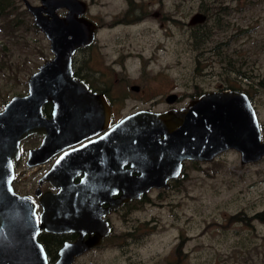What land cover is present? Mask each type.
I'll list each match as a JSON object with an SVG mask.
<instances>
[{
	"label": "rangeland",
	"instance_id": "1",
	"mask_svg": "<svg viewBox=\"0 0 264 264\" xmlns=\"http://www.w3.org/2000/svg\"><path fill=\"white\" fill-rule=\"evenodd\" d=\"M134 1L144 20L107 30L105 24L122 14L126 1L92 0L97 29L89 66L104 80L113 104L111 120L148 109L152 100L169 92L183 105L191 95L225 88L229 82L247 92L263 135L264 0ZM199 5L210 8L206 21L184 24ZM219 6L226 9L218 11ZM152 12H157L155 17ZM164 12L174 21L162 18ZM202 32L209 36L196 41L194 36ZM50 57L46 38L31 26L0 31V109L11 96L24 94L26 77ZM134 84L140 91L130 90ZM118 95L126 97L118 100ZM147 196L151 202L142 208L114 215L103 247L113 250H100L85 261L166 264L180 257L177 264H264V222L253 217L264 211V156L240 164L239 154L229 149L210 162H187L184 174L167 190H152ZM236 213L246 219L233 221ZM146 220L149 225L143 224ZM133 228L134 236L123 235Z\"/></svg>",
	"mask_w": 264,
	"mask_h": 264
},
{
	"label": "water",
	"instance_id": "2",
	"mask_svg": "<svg viewBox=\"0 0 264 264\" xmlns=\"http://www.w3.org/2000/svg\"><path fill=\"white\" fill-rule=\"evenodd\" d=\"M40 3V11L30 6L29 11L33 24L48 42L51 57L26 77V93L11 96L0 109V264L17 259L18 264H47L36 239L40 229L68 232L99 224L94 238L63 245L54 264H71L74 256L109 232L107 223L100 222L101 215L149 189H168L169 180L179 175L182 161L210 162L229 149L239 154L240 164L264 156V134L253 104L242 91H207L180 108L162 112L139 109L121 117L89 143L58 156L43 176L58 191L40 195L38 223L34 203L16 194L10 185L11 160L18 155L19 142L31 134H42L40 144L28 152L32 160L40 157L42 163L58 151L96 135L111 119L104 97L72 76L75 50L90 45L95 38L96 25L78 17L85 10L84 2ZM61 7L67 12L58 17L55 10ZM204 18L195 13L189 25ZM130 89L137 91L138 87L132 85ZM175 97L169 94L166 101L172 103ZM45 102L52 104L49 119L41 113ZM96 148L100 158L94 169L90 162ZM80 163L84 176L73 183L76 172H71L72 168ZM99 201L108 206L102 209Z\"/></svg>",
	"mask_w": 264,
	"mask_h": 264
},
{
	"label": "flooded vegetation",
	"instance_id": "3",
	"mask_svg": "<svg viewBox=\"0 0 264 264\" xmlns=\"http://www.w3.org/2000/svg\"><path fill=\"white\" fill-rule=\"evenodd\" d=\"M79 1L84 2L85 10L82 14L78 15V17H84L85 19L94 23V21L92 19L91 12H90L91 6H92V0H79ZM125 1H126V4H125V8L122 10V14L113 20L111 19L109 22H107L105 24V28L107 30H109L111 28H115L117 26L125 27L127 25L126 27H130V25L136 24V23L144 20L145 14H142L141 11L139 10V4L138 3L134 0H125ZM158 4L163 5L162 0H158ZM40 5H41L40 0H0V31H4V32H7V31L13 32L14 30L26 31L29 29V26H31V28L40 32V30L33 24V22H32L33 16L31 14V12L29 11V6L35 7L38 9V11H40ZM199 6L200 7L197 9V11L193 12L192 15L195 13L203 14L205 18L201 23H195V24L189 25V19L192 15L187 20V23H184V21H181V23L187 24L189 26H195L198 24L202 25L207 19V14L209 13L210 8H209V6H206V5H204V6L199 5ZM220 7H223V6H219L218 11L219 10L223 11L226 9L225 7L224 8H220ZM43 8H45V7H43ZM66 12H67V9L64 7H61V8H58L55 10V13L58 17L64 16ZM152 14L155 17L157 12H152ZM42 15H46V13L42 12ZM162 18H164L166 21H168V20L174 21V19L171 18L166 12H164V14L162 15ZM216 19L218 20V18H216ZM162 24H163V22L160 21L159 25L161 26ZM218 28H219V25H218ZM96 29H97V25H96ZM96 29H95V35H96ZM209 29H210V27H209ZM92 43L90 45H87V46L79 47L78 49L75 50L74 54L71 57L72 76H74L78 80H81L82 82H84L86 84V86L88 87V89H90V91L102 95L104 97L105 101L110 106V111H111L113 104H111V99H110V96L107 92V88L105 87L104 80L102 78L98 77L96 75L97 71L94 70L91 66H89L90 61L92 60V52H91ZM217 47L218 46H214L212 48V51L216 52V55H219V52L217 51ZM98 75L100 76L101 74H98ZM130 86H132V85H130ZM130 86H129V88H130ZM135 86L138 87V90L137 91L132 90V91L133 92L140 91L139 86L138 85H135ZM228 87L229 86H227V88H218L215 90L229 89ZM231 90H233V89H231ZM207 91H212V90H207ZM207 91H201V92L195 93V95H193V96L191 95L190 96L191 98L187 102H189L190 100L198 97L200 94L207 92ZM25 93H26V89H25L24 94ZM169 94H175V93L169 92V93L165 94L162 97V99L159 101L152 100L150 102L151 105H150V107H148V110L153 109L152 111L162 112V111H165V110H168L171 108H180L187 103V102H185L183 105H179V96L177 94H175L176 97H175L174 101L172 103H168L166 101V96H168ZM20 95H23V94H20ZM125 97L126 96L118 95L116 98L118 100H121V99L124 100ZM113 99H115V96ZM249 99H250V97H249ZM6 101H4V103ZM4 103H3V105H4ZM41 113H42V116L46 119H49L51 117V113H52L51 102H45L42 105ZM256 116H257V114H256ZM114 122H116V121H113L110 119V123L108 125H104L103 129L100 132H98L96 135L84 138L80 142L58 151L57 153H55L54 155H51L47 160H45L42 163H40V157H37V159H36L37 161H34V160H32V158L29 157V153H28L29 150L36 148L40 144V142L43 138L42 134H31L19 142L18 155H17L16 159L11 160L13 174H12V179H11L10 185H11L12 190L16 194L27 196L34 203L35 213L37 214L38 223H39V219H40V214L42 213V206L40 204V195L43 192H53L54 193V192L58 191V188L53 187L48 180L43 178L45 173L53 165L54 161L58 158V156L62 152L66 151V150H71V149L80 147L82 145H85V144L89 143L90 141H92L94 138L100 136ZM91 156L93 157V160H92V162H90V165H93L94 169H95L96 168L95 164L97 163V160L100 158L99 157V149H97V148L94 149V156L93 155H91ZM191 161L196 162L197 164L202 163L201 161H195V160H184V161H182L180 173L176 178L169 180V182H168L169 187L171 186V183L174 180L178 179L179 176L184 174L185 164L187 162L191 163ZM82 164L83 163L77 164V166L74 165L72 168L71 172H76L75 175L72 177L73 183H78L82 179V177L84 176V172L82 171L81 168H79ZM123 167L125 168L127 166H123ZM64 170L67 171V169H64ZM152 190H167V189H162V188L161 189H155V188L149 189L146 193L140 195L139 198L126 201L123 204L119 205L116 209L111 210V211L106 212L103 215H101V221L100 222H106L107 223V225L109 227V232L107 233V235L101 237V239L99 240L98 243L90 246L89 248L83 250L78 255L74 256L72 261H71V264H92L95 261V259L90 258L88 261H85V258L87 256L88 257L93 256L94 254L99 255L98 251H100V250H103V251L113 250V249L103 248V247H104L105 241L111 235L110 233L112 231V222H113L114 215H117V217H119L121 215V217H122V216H125V214L129 213L132 209L142 208V206L146 202L147 203L151 202L150 200H148L147 194ZM118 194L119 193L114 194V195H112V197H117ZM90 203L91 202H89V204ZM98 204L100 205V207L102 209H104L108 206V203H101L100 201ZM78 213L82 214L83 212H78ZM90 214H93V212H90ZM84 215L87 216V214H85V213H84ZM80 218H83V217H80ZM143 224L149 225V222H147V220H146ZM136 229L137 228L127 230V233H124L123 235H129L130 237L134 236L135 232H132V231L136 230ZM99 230H100L99 224H97L95 226H85V227L82 226V227L78 228V231H68V232H52V231L40 229L36 239L40 243V246L44 252V255L46 257V263L47 264H54L58 260L59 251L61 250V248L63 247V245L65 243H73L77 239H81L82 241L92 239L96 236V233ZM117 251H121V256L124 253V251L122 249H118ZM176 255L179 256V253H176ZM178 258H180V257H178ZM178 258L174 263L168 262L166 264H177L179 261ZM18 260L19 259H17V261ZM17 261L16 260H10L9 264H18ZM95 263L96 264H108V263L99 262V260H96Z\"/></svg>",
	"mask_w": 264,
	"mask_h": 264
},
{
	"label": "trees",
	"instance_id": "4",
	"mask_svg": "<svg viewBox=\"0 0 264 264\" xmlns=\"http://www.w3.org/2000/svg\"><path fill=\"white\" fill-rule=\"evenodd\" d=\"M213 29H214L213 25L210 26V30H213ZM200 35H201V36H200ZM200 35H199L197 38L194 36V39H196V41H197V39H198L199 42H203V41H205V40L207 39V37L209 36L207 32H202ZM190 37H191V39H193L192 36H191V33H190ZM236 74H237V75H240L238 71H236ZM227 85L229 86V87H228L229 89H233V90L235 89V87H233L229 82H228ZM227 85H226V86H227ZM225 88H227V87H225ZM235 90H237V89H235ZM244 93L247 94L246 91H244ZM191 163H192V164H197L196 162H193V161H191ZM174 181H175V180H174ZM172 183H173V182H172ZM253 217L257 218L259 221L264 222V211L256 212V213L253 215ZM231 219H233V221H242V222H243V221L246 219V217H245L242 213H236L235 215H233V216L231 217Z\"/></svg>",
	"mask_w": 264,
	"mask_h": 264
}]
</instances>
